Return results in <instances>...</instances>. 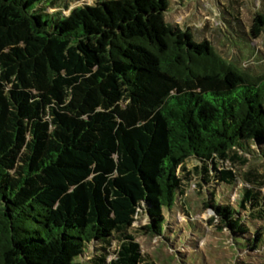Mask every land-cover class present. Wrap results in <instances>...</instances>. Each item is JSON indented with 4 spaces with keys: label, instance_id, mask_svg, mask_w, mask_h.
<instances>
[{
    "label": "trees",
    "instance_id": "1",
    "mask_svg": "<svg viewBox=\"0 0 264 264\" xmlns=\"http://www.w3.org/2000/svg\"><path fill=\"white\" fill-rule=\"evenodd\" d=\"M75 1L0 0V264H158L135 236L183 240L165 211H184L196 176L233 188L245 167L241 201L208 192L210 223L238 251L264 252V166L251 168L264 164V67L168 24V0H137L139 32L95 51L64 16ZM224 13L252 53L264 14L248 38L237 10ZM140 214L150 225L134 230Z\"/></svg>",
    "mask_w": 264,
    "mask_h": 264
},
{
    "label": "rangeland",
    "instance_id": "2",
    "mask_svg": "<svg viewBox=\"0 0 264 264\" xmlns=\"http://www.w3.org/2000/svg\"><path fill=\"white\" fill-rule=\"evenodd\" d=\"M169 7L166 22L190 31L193 41L207 40L215 51L224 59L247 70L264 67V33L257 39H251L252 53L239 42L240 35L231 27L234 22L227 14L237 10L239 32L249 36L253 20L258 14H264V0H168ZM64 16L70 17L77 25L85 26L88 30V45L98 51L103 48L106 37L111 34H122L126 37L139 32L142 18L138 12L137 0H78L75 1ZM230 23V26L227 24ZM252 167L262 173V162H253ZM198 166L195 161L186 163V170ZM223 168H230L225 164ZM233 168V167H232ZM239 174V180L233 188L203 186L199 176L188 189L184 211L178 207L165 211L164 218L167 227L179 230L183 240L176 238L171 244H165L161 237L145 236L139 232L135 237L144 254L152 257L158 264H178L180 254H197L205 264H264L263 251H238L232 241L229 230L217 228L218 223L211 224L214 212L208 207L209 193L214 190L219 201L226 199L229 203L242 199L243 188H250L242 178L248 168H233ZM200 184L203 189H198ZM264 196V188L262 190ZM247 221V219H246ZM150 225L145 214L136 217L134 230ZM250 229L259 227L258 223L247 222ZM180 237V236H179ZM113 258V255L110 259ZM200 259V260H201Z\"/></svg>",
    "mask_w": 264,
    "mask_h": 264
}]
</instances>
